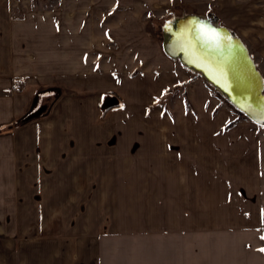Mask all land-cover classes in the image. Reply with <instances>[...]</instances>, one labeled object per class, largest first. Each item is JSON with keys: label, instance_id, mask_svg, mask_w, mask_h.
Instances as JSON below:
<instances>
[{"label": "crops", "instance_id": "crops-1", "mask_svg": "<svg viewBox=\"0 0 264 264\" xmlns=\"http://www.w3.org/2000/svg\"><path fill=\"white\" fill-rule=\"evenodd\" d=\"M213 1L220 25L242 40L264 78V0ZM171 3L59 0L56 7H25L23 17L9 20L3 10L0 124L22 116L39 89L61 87L62 97L75 98L54 107L79 115L62 114L58 125L91 129L46 135L38 125L34 150L25 153L22 134H0V200L8 207L0 209V264H264L262 138L120 134L121 126L135 125L130 114L118 120L125 102L101 122L85 113L99 114L104 94L120 102L128 92L149 96L151 80L169 86L193 79L151 28L154 6ZM136 71L137 81L121 80ZM21 78H33L28 90L8 89ZM191 84L204 106L209 89L198 78ZM80 96L84 101L75 103ZM105 126L115 133L104 134ZM8 175L15 176L11 205L4 197ZM23 175L46 176L26 177L44 186L30 201ZM84 187L87 195L77 200ZM77 205L86 216L78 222L70 213Z\"/></svg>", "mask_w": 264, "mask_h": 264}, {"label": "rangeland", "instance_id": "rangeland-1", "mask_svg": "<svg viewBox=\"0 0 264 264\" xmlns=\"http://www.w3.org/2000/svg\"><path fill=\"white\" fill-rule=\"evenodd\" d=\"M172 3L167 5V8L162 6H154V10L150 15L149 21L151 23L152 31L159 43H161V28L163 24L175 16H179L182 13H196L200 15L210 14L217 18L218 24L220 17H218V7L213 0H171ZM59 0H0V11L2 15L3 10H6L7 20L23 17V12L26 8L38 9V8H49L56 7ZM22 7H19L21 6ZM17 5V8H11V6ZM153 73V72H152ZM151 75H156L152 74ZM193 79L182 80L177 84L164 86L163 83L160 85H155L154 81L150 82L151 93L148 95H131L122 94L120 102L121 106L123 102L126 103V110L119 113L118 120H125V115L130 114V118L134 120V127H124L121 126L120 134H133V135H180V134H197V135H232V136H250L258 137L264 140V125L260 126L249 120L244 114H239L235 107L231 105L222 94H220L216 89H214L208 82H206L199 73L192 72ZM124 78L121 76V80L127 81H137V71L129 74H123ZM128 77V78H127ZM201 80L204 85L209 89L208 100L204 102V106L199 105L197 97L192 93L189 87L192 80ZM153 79V78H152ZM33 81V78H21L18 80L12 79L11 88L9 90L26 91L25 87L28 86V82ZM147 85V84H146ZM192 85V84H191ZM125 87L127 85L124 84ZM56 90L39 89L34 95L32 101L24 110L22 116L14 121H7L6 123L0 124V134L7 135H18L22 134L24 137L22 143L23 152H30L34 150L33 147V137L38 134V125H41L43 132L46 135H65V134H86L90 133L91 126L87 130L84 128L77 129L69 127H61L58 125V120L61 118L62 114L67 113L70 117L74 115H79L76 111L70 113L67 109L66 111L61 110L58 106L54 104L65 103L66 100L72 101L75 98L67 94L63 95L62 88ZM128 90H130L128 88ZM61 96V97H60ZM96 97V96H94ZM119 97V96H118ZM89 98V97H88ZM141 100L140 103L133 102V99ZM201 96L198 95V100ZM85 99V96H80L75 103H81ZM99 104V114L93 116L91 112H85L88 118L98 120L101 122V117L108 116V112L118 106L107 108L111 104L117 103L116 96L110 94H104ZM78 101V102H77ZM84 101V100H83ZM200 101V100H199ZM136 104V106H134ZM150 107L147 109L146 105ZM203 104V103H202ZM54 107V108H53ZM150 109V110H149ZM75 113V114H74ZM84 113V112H81ZM69 117V116H68ZM69 117V118H70ZM17 122V123H16ZM57 124L56 126L54 124ZM90 128V129H89ZM98 133V132H97ZM113 134L115 131L109 129V127H104V134ZM14 146V143H13ZM264 146V143H263ZM12 151L15 148L12 147ZM263 161H264V150H263ZM14 162V159L11 160ZM24 167L31 166L30 158H23ZM264 165V164H263ZM14 175H8L7 191L4 197L8 204H14L15 201V191L13 181L10 179L14 178ZM28 178H45L46 176H36V175H23V179ZM76 176H72L75 178ZM78 182V181H77ZM89 182H87L88 185ZM34 185V183H33ZM38 185L44 187L43 184L36 183L34 187L27 182H23V198L24 200H32L34 196H37ZM88 188L84 187L81 196L79 198H84L87 195ZM2 192V191H0ZM2 200V199H1ZM0 200V209L3 202ZM7 204V206H8ZM24 205H27L25 201ZM25 210V208H23ZM26 209H30L29 207ZM81 205L71 206L72 221L78 222L79 219L86 218V216ZM79 225L78 223H75Z\"/></svg>", "mask_w": 264, "mask_h": 264}, {"label": "water", "instance_id": "water-1", "mask_svg": "<svg viewBox=\"0 0 264 264\" xmlns=\"http://www.w3.org/2000/svg\"><path fill=\"white\" fill-rule=\"evenodd\" d=\"M201 27L219 32L218 44L200 38ZM161 46L171 58L197 72L226 100L257 125H264V78L247 47L210 14L182 13L161 28Z\"/></svg>", "mask_w": 264, "mask_h": 264}, {"label": "snow or ice", "instance_id": "snow-or-ice-1", "mask_svg": "<svg viewBox=\"0 0 264 264\" xmlns=\"http://www.w3.org/2000/svg\"><path fill=\"white\" fill-rule=\"evenodd\" d=\"M200 38L204 40L209 46L216 45L219 43L221 36L217 30L213 28L201 27L200 29ZM261 239L264 240V236H261ZM264 251V249H260Z\"/></svg>", "mask_w": 264, "mask_h": 264}, {"label": "trees", "instance_id": "trees-1", "mask_svg": "<svg viewBox=\"0 0 264 264\" xmlns=\"http://www.w3.org/2000/svg\"><path fill=\"white\" fill-rule=\"evenodd\" d=\"M218 91V90H217ZM219 92V91H218ZM220 93V92H219ZM221 94V93H220ZM121 104V102H117L116 104H111V105H109L107 108H112V107H115V106H119ZM231 104V103H230ZM232 105V104H231ZM236 110H237V112L239 113V114H243V112L242 111H240V110H238L237 108H235ZM104 115V113L102 114V116Z\"/></svg>", "mask_w": 264, "mask_h": 264}, {"label": "bare ground", "instance_id": "bare-ground-1", "mask_svg": "<svg viewBox=\"0 0 264 264\" xmlns=\"http://www.w3.org/2000/svg\"><path fill=\"white\" fill-rule=\"evenodd\" d=\"M186 14V13H185Z\"/></svg>", "mask_w": 264, "mask_h": 264}]
</instances>
